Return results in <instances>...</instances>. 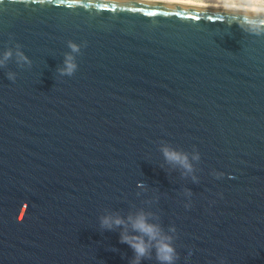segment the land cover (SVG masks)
<instances>
[{"label": "water", "instance_id": "water-1", "mask_svg": "<svg viewBox=\"0 0 264 264\" xmlns=\"http://www.w3.org/2000/svg\"><path fill=\"white\" fill-rule=\"evenodd\" d=\"M4 3L0 48L19 43L33 64L0 69V264H128L99 216L141 207L175 225L177 264H264V35L216 7ZM69 40L86 46L61 77ZM163 143L196 146L197 182Z\"/></svg>", "mask_w": 264, "mask_h": 264}, {"label": "clouds", "instance_id": "clouds-1", "mask_svg": "<svg viewBox=\"0 0 264 264\" xmlns=\"http://www.w3.org/2000/svg\"><path fill=\"white\" fill-rule=\"evenodd\" d=\"M11 2V0H10ZM4 0H0V5H4ZM217 7H223L232 13L228 21L229 26L235 22L237 26L246 33L260 36L264 35V0H251L249 3H240L239 0H217ZM10 40L7 42L11 43ZM86 43H77L67 41L68 51L63 53V59L56 71L59 76H72L78 69L77 56L81 48ZM14 60L18 68H30L33 64L32 59L23 51L19 43L13 46L0 48V69L6 68L10 61ZM7 80L15 82L18 73L14 70H8L5 73ZM160 152L164 161L176 168L181 169V175L191 176L193 182L198 181L195 175L194 162L201 159V153L193 146L191 152L185 151L179 147L163 143L160 146ZM211 175L219 178V173L212 170ZM143 182H138V187H142ZM140 193H137L139 195ZM184 195L186 202L185 208L192 206L191 189H185ZM223 196V193H218ZM214 203V201H213ZM99 227L102 230H119V242L127 244L133 255L128 264H143V261L155 258L157 264H177L180 258L174 244L176 227L169 225L167 230L159 222V216L145 208H135L127 214H121L120 211L105 209L99 216ZM114 251L116 249H113ZM191 250L188 255L191 256ZM220 264H224L223 258Z\"/></svg>", "mask_w": 264, "mask_h": 264}, {"label": "bare ground", "instance_id": "bare-ground-1", "mask_svg": "<svg viewBox=\"0 0 264 264\" xmlns=\"http://www.w3.org/2000/svg\"><path fill=\"white\" fill-rule=\"evenodd\" d=\"M147 1H159V2H173L179 4H187V5H196L201 7H216V8H223L217 7V2H207V1H196V0H147ZM240 3H249L251 0H239Z\"/></svg>", "mask_w": 264, "mask_h": 264}, {"label": "rangeland", "instance_id": "rangeland-1", "mask_svg": "<svg viewBox=\"0 0 264 264\" xmlns=\"http://www.w3.org/2000/svg\"><path fill=\"white\" fill-rule=\"evenodd\" d=\"M196 1H203V2H204V1H207V2H208V1H209V2H217V0H196Z\"/></svg>", "mask_w": 264, "mask_h": 264}, {"label": "snow or ice", "instance_id": "snow-or-ice-1", "mask_svg": "<svg viewBox=\"0 0 264 264\" xmlns=\"http://www.w3.org/2000/svg\"><path fill=\"white\" fill-rule=\"evenodd\" d=\"M33 2H35V0H33Z\"/></svg>", "mask_w": 264, "mask_h": 264}]
</instances>
